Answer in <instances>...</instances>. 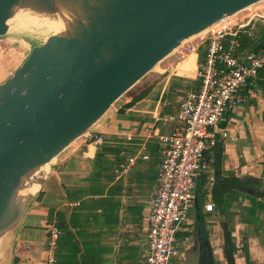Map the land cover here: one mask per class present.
Here are the masks:
<instances>
[{"label":"crops","instance_id":"0c3cea01","mask_svg":"<svg viewBox=\"0 0 264 264\" xmlns=\"http://www.w3.org/2000/svg\"><path fill=\"white\" fill-rule=\"evenodd\" d=\"M197 53L190 52L194 62L185 70L191 76L177 75L174 65L165 79L192 78ZM162 92L156 100L145 97L123 109L127 99L101 119L90 131L102 137L100 145L85 134L58 155L18 229L2 239L0 264H12L14 257L17 264H44L50 211H58V224L61 220L66 227L58 228V264H141L162 148L157 138L171 132L173 125L164 120L177 110L163 112ZM241 97V103L217 123L214 147L204 152L208 171L194 181L193 204L175 234L180 253L169 264H228L224 234L232 264H264V196L258 193L259 184L237 182L240 177L264 179V69ZM129 156H135L133 165L116 173L117 165ZM49 176L53 181L46 185ZM216 177L230 182L220 184ZM230 191L237 199L223 217L222 199ZM206 204L212 205L210 212L203 210Z\"/></svg>","mask_w":264,"mask_h":264},{"label":"water","instance_id":"95a60500","mask_svg":"<svg viewBox=\"0 0 264 264\" xmlns=\"http://www.w3.org/2000/svg\"><path fill=\"white\" fill-rule=\"evenodd\" d=\"M259 1L0 0V37L24 10L53 14L58 4L69 14L63 33L31 47L0 82V243L18 229L38 192L15 204L26 178L91 133L183 40ZM237 182L259 184L264 196V179ZM224 252L228 258L225 234Z\"/></svg>","mask_w":264,"mask_h":264},{"label":"built area","instance_id":"2783aa9c","mask_svg":"<svg viewBox=\"0 0 264 264\" xmlns=\"http://www.w3.org/2000/svg\"><path fill=\"white\" fill-rule=\"evenodd\" d=\"M257 29L261 30L259 42ZM242 40H247L249 46L244 47ZM199 49L203 54L192 75L195 88L181 98L175 115L164 120L173 125L171 132L157 138L162 148L146 218L141 264H169L180 253L175 234L193 204L195 179L208 171L203 155L215 145V127L228 110L241 103L242 92L264 69V7L213 23L189 52L195 55ZM87 137L95 145L102 143V137L95 133ZM134 159L126 157L115 172H124ZM140 159L146 156L140 155ZM207 180L212 181V177ZM211 209V204L203 206L205 212ZM45 231V264H54L60 231L52 222L46 224Z\"/></svg>","mask_w":264,"mask_h":264},{"label":"rangeland","instance_id":"374dc122","mask_svg":"<svg viewBox=\"0 0 264 264\" xmlns=\"http://www.w3.org/2000/svg\"><path fill=\"white\" fill-rule=\"evenodd\" d=\"M262 7H264V1L249 8L252 10H246L247 12L245 13L249 14L255 11L256 9H261ZM19 15L20 14L17 13L9 21L7 33L4 36L0 37V82L9 77L12 71L19 66V64L22 62L31 47L41 44L44 39L51 34L49 31L43 28V26H34L29 22L30 20H25L23 18L20 19ZM257 30H259L258 35H261V30ZM200 37L201 36L195 39L188 40L187 42L183 43L180 47H178V49L174 50L172 53L166 56L156 65V67H154L150 72L144 75L133 87H131L127 92H125L112 105L110 109L112 111L114 109H118V107L121 106L125 100L131 99L139 92L146 90L147 95L145 100L148 101H150L151 99L156 100L158 98L159 93L163 91L161 99V102L163 104H161L159 107L164 105L161 107V109L163 108V112H165V114L175 112L179 101L184 96V94L187 91L193 90L195 88L194 81L191 77L178 78L177 76H171L169 79L165 78L167 72L170 70L171 67H174V65H177V75L191 76L187 71H185L186 69L191 67L195 58L194 55L191 56L189 51L191 47L198 42ZM198 55L200 56L201 61L202 51H199L197 53V56ZM166 68L168 70L164 71ZM162 71H164L163 74H161ZM110 111H108L106 115H109ZM121 115L122 117L125 116L123 113ZM116 117L118 118L120 117V115H117ZM158 126H160V123H158ZM57 159L58 156L54 159V161L49 164L47 173H51V169L57 162ZM51 181H53V176L48 177L46 185H48ZM236 199V192L230 191L229 193L224 194L221 204L223 217L227 215L228 208L231 202L235 201ZM28 210L29 207L26 209V211ZM51 222L56 224V220L54 217H52L49 222L47 221L46 224H50Z\"/></svg>","mask_w":264,"mask_h":264},{"label":"bare ground","instance_id":"6f19581e","mask_svg":"<svg viewBox=\"0 0 264 264\" xmlns=\"http://www.w3.org/2000/svg\"><path fill=\"white\" fill-rule=\"evenodd\" d=\"M263 1L264 0L249 4V5L245 6L243 9L233 13V15H238V14H240L246 10H249V8L255 6V5H257ZM22 18L25 20H30L29 22L31 24H33L34 26H38V27L43 26V28H45L50 33L58 35V34L63 33L66 30L67 19H69V14L63 7L58 6V4H57L56 11L53 14H39V13L30 12L29 10H24L20 15V19H22ZM207 29L208 28L190 36L189 38H187L185 40H183L178 47H180L183 43L187 42L188 40L195 39V38L201 36L202 34L205 33V31ZM178 47L176 49H178ZM159 72H160V70H159ZM52 161H54V159H52L51 162ZM46 170H47V166L43 165L38 170H36L34 173H32L28 178H26L23 186L21 187V189L19 190V192L16 196V199H15L16 205L21 203V201H23V199L25 197L31 196L39 190V188L41 187V185L43 183L44 174H45Z\"/></svg>","mask_w":264,"mask_h":264},{"label":"trees","instance_id":"16d2710c","mask_svg":"<svg viewBox=\"0 0 264 264\" xmlns=\"http://www.w3.org/2000/svg\"><path fill=\"white\" fill-rule=\"evenodd\" d=\"M242 45L244 47L245 46H249V42L247 40H242ZM199 51H202V49H199L198 52ZM199 62H200V56L198 55V61H197V63H199ZM146 95H147V91L146 90H143V91L139 92L137 95L133 96L128 103H126L123 106V109H126V108L132 106L135 102H137V101L145 98ZM118 112H122V111L118 110ZM216 182H219L220 184H224V182H225V183L228 184V182H230V181L229 180L219 179L218 177H216ZM39 194H40V192H39ZM214 199L216 200V203L217 204L220 202V196L219 195L218 196H215ZM52 217H54L55 220H56L55 226H56L57 229L59 228L60 230H64L66 228L65 225H64V223L61 222V220L59 221V224H58V217H60V214H58V211H55L54 213L52 211H50V213L48 214L49 221L51 220ZM54 258H55L54 264H58V238L56 240V247H55V251H54ZM227 259H228V264H232L231 257H228ZM12 264H17V259L15 257L12 259Z\"/></svg>","mask_w":264,"mask_h":264}]
</instances>
